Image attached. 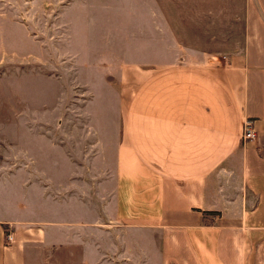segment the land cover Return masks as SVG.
<instances>
[{"label": "rangeland", "instance_id": "rangeland-1", "mask_svg": "<svg viewBox=\"0 0 264 264\" xmlns=\"http://www.w3.org/2000/svg\"><path fill=\"white\" fill-rule=\"evenodd\" d=\"M246 5V0H0V215L80 221L56 244L33 251L34 264L152 263L138 248L149 239L142 229L105 219L103 192L106 203L114 196L113 185L101 190L110 184L108 175L88 176L101 162L115 163L114 137L125 105L120 74L141 63L176 64L191 53L242 52ZM67 181L83 186L78 197L85 211L86 205L94 209V225H83L92 218L76 197L56 190ZM89 184L96 186L94 196ZM53 228L44 227L50 236ZM252 250L249 243L247 258ZM50 253L46 260L43 254Z\"/></svg>", "mask_w": 264, "mask_h": 264}, {"label": "crops", "instance_id": "crops-1", "mask_svg": "<svg viewBox=\"0 0 264 264\" xmlns=\"http://www.w3.org/2000/svg\"><path fill=\"white\" fill-rule=\"evenodd\" d=\"M246 2L242 52L191 53L120 74L115 163L88 176L108 175L101 190L113 185L114 196L106 203L103 192L105 219L142 229L149 239L138 248L151 264H264V0ZM246 120L255 138L242 142ZM74 183L55 188L80 204L83 186ZM89 189L94 196L96 186ZM80 205L92 218L83 225H94V209ZM78 222L0 215V264H34L33 251Z\"/></svg>", "mask_w": 264, "mask_h": 264}, {"label": "built area", "instance_id": "built-area-1", "mask_svg": "<svg viewBox=\"0 0 264 264\" xmlns=\"http://www.w3.org/2000/svg\"><path fill=\"white\" fill-rule=\"evenodd\" d=\"M254 138H255V131H254L252 122H250L249 120H246L243 125L241 140L242 142H249V141L254 140ZM12 240L13 238L10 234L6 236V241L8 244H10Z\"/></svg>", "mask_w": 264, "mask_h": 264}]
</instances>
